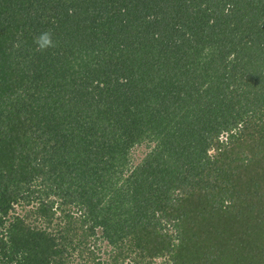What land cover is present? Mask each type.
I'll list each match as a JSON object with an SVG mask.
<instances>
[{
  "label": "trees",
  "instance_id": "obj_1",
  "mask_svg": "<svg viewBox=\"0 0 264 264\" xmlns=\"http://www.w3.org/2000/svg\"><path fill=\"white\" fill-rule=\"evenodd\" d=\"M0 264H264V0H0Z\"/></svg>",
  "mask_w": 264,
  "mask_h": 264
},
{
  "label": "clouds",
  "instance_id": "obj_2",
  "mask_svg": "<svg viewBox=\"0 0 264 264\" xmlns=\"http://www.w3.org/2000/svg\"><path fill=\"white\" fill-rule=\"evenodd\" d=\"M35 42L38 45V48L41 50H45L49 47L54 46V42L50 32H44L40 34V36L37 37Z\"/></svg>",
  "mask_w": 264,
  "mask_h": 264
},
{
  "label": "rangeland",
  "instance_id": "obj_3",
  "mask_svg": "<svg viewBox=\"0 0 264 264\" xmlns=\"http://www.w3.org/2000/svg\"><path fill=\"white\" fill-rule=\"evenodd\" d=\"M142 149V148H141ZM143 150V149H142ZM134 155L137 157V158H139V157H142L143 155V153H142V151L139 149V150H135V148H134Z\"/></svg>",
  "mask_w": 264,
  "mask_h": 264
}]
</instances>
